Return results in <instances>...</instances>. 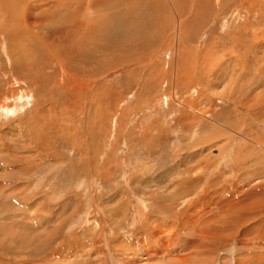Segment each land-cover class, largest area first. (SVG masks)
I'll return each mask as SVG.
<instances>
[{"label":"rangeland","instance_id":"374dc122","mask_svg":"<svg viewBox=\"0 0 264 264\" xmlns=\"http://www.w3.org/2000/svg\"><path fill=\"white\" fill-rule=\"evenodd\" d=\"M78 1L111 56L0 11V264H264V0H152L124 55L129 3Z\"/></svg>","mask_w":264,"mask_h":264},{"label":"bare ground","instance_id":"6f19581e","mask_svg":"<svg viewBox=\"0 0 264 264\" xmlns=\"http://www.w3.org/2000/svg\"><path fill=\"white\" fill-rule=\"evenodd\" d=\"M26 1H28V0H0V11L2 12V15L4 17L9 18L8 23L11 21L13 25L17 26L16 23L19 22V24H21L22 27L25 25V23H27L29 30H30V26L40 27L41 24H43L45 26V28H46L45 35L43 34V36H40V37L33 36V39L29 35L31 30L26 31V34H25L26 42L29 43V42L34 41V42H36L37 45L38 44L45 45L46 48L50 47V44L54 45L55 47L57 46L60 48V50H62L61 53L65 54L68 59H73V58L76 59L75 56H77L80 52H85L87 58H89L88 56H90L92 54H96V53H103V55H105V56H111L114 53V42L115 41L111 39L112 38L111 34H109V31H106V30L101 28V19L93 20L90 18V15L87 14L88 13L87 10H85V7H84L85 3L83 4L82 1H78V0H46V2H44V5L48 6V7L46 9H44V11H41L43 17L40 19H37L36 17L31 18L33 20L25 19L28 16V12H26V11H28V9H30L29 4L26 3ZM74 1H76L75 4H73ZM110 1L113 2V0H93L94 4H97L98 2H102V3L105 2V3L111 4ZM124 1H125V3H129V6L126 4L128 7L127 8L124 7L125 11H123V6L121 5V7L118 9V13H122V14H118L111 19L112 26L120 24V28L124 27L123 28L124 33H126L125 37L122 36L121 39L116 41L117 46L122 48V50L117 55H124L125 52L131 53V52H136L139 50L142 51L145 48H149L150 45L149 46H147V45H148V43H150L149 41L153 38V35H149V34L144 35L139 29V25L142 23L141 20H146L147 18H148V20H150V18L153 19L152 11H153V9H155V7H152L153 6L151 4L152 0H116V2H118V3H122ZM166 2L167 1H165V3ZM131 3H133V5L130 7ZM155 5H156V3H155ZM165 5H167V4H164V6ZM155 11H156V9H155ZM56 12L62 13L60 15L59 19H56V14H59ZM69 12H71L70 15H69ZM150 12H151V14H150ZM75 14L78 15L77 16L78 18H74ZM155 16H157V15H155ZM159 18H161V17H159ZM159 20H161V19H159ZM2 22H3V20H2ZM2 22H0V30H2V32H5V33L7 32V33L11 34L8 27L12 28L13 26L10 25L11 26L10 27L8 23L4 24L5 20L3 23ZM137 22H141V23L139 25H137ZM54 23H56V24H54ZM61 23H64V24H61ZM118 30H121V29H118ZM35 33H36V31H35ZM39 34H41V33H39ZM34 35H36V34H34ZM158 37H159V35H158ZM22 38H23V36H22ZM155 38H157V37H155ZM153 41H151V42L153 43ZM161 41H162V39H161ZM159 42L160 41H158L157 44ZM88 44H90V45L92 44L91 49H89V46L87 47ZM131 46H132V48L125 50V47L129 48ZM17 47H18V45H17ZM21 48L22 47L20 46V49ZM44 48H43V50H44ZM22 51H24V50L22 49ZM50 51L51 50L49 49V52ZM21 53H25V52H21ZM40 53L41 52H39V54ZM59 53H60V51L58 52V54ZM30 54H33V52ZM55 54H57V53H55ZM43 56H44V54H43ZM116 56L114 59H117ZM37 57H39V56H37ZM50 57H51V55H50ZM45 58H47V57H45ZM64 58L66 59V57H64ZM104 64H105V62H104ZM87 65H89V64H87ZM111 65H112V63H111ZM95 68H96V66H95ZM93 70L94 69H92V71ZM125 70H127V69H125ZM66 72H68V71H66ZM93 73H94V71H93ZM78 78H77V81H78ZM79 80L81 81V79H79ZM82 82L85 83V81H83V80H82ZM81 88H83L82 84H81Z\"/></svg>","mask_w":264,"mask_h":264}]
</instances>
